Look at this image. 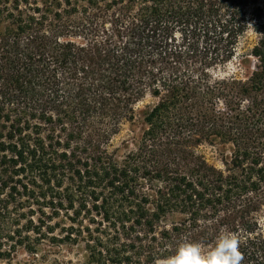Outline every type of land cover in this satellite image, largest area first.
Here are the masks:
<instances>
[{
    "label": "trees",
    "instance_id": "obj_1",
    "mask_svg": "<svg viewBox=\"0 0 264 264\" xmlns=\"http://www.w3.org/2000/svg\"><path fill=\"white\" fill-rule=\"evenodd\" d=\"M249 29L255 68L222 73ZM146 95L118 159L112 136ZM214 143L223 168L197 152ZM263 204L256 0H0V260L50 243L82 245V264H161L227 233L240 264H264Z\"/></svg>",
    "mask_w": 264,
    "mask_h": 264
},
{
    "label": "rangeland",
    "instance_id": "obj_2",
    "mask_svg": "<svg viewBox=\"0 0 264 264\" xmlns=\"http://www.w3.org/2000/svg\"><path fill=\"white\" fill-rule=\"evenodd\" d=\"M260 7V19L264 23V0H256ZM251 10V6L249 7ZM257 41V34L249 29L237 42L236 56L231 59L222 69V73L235 74L241 78L248 76L255 68L256 59L250 55L252 46ZM156 99L146 95L135 104V115L130 121L120 125L119 131L112 136L109 149L116 158L121 159L124 154L135 149L140 137L144 123L142 120L143 111L148 109ZM197 152L201 154L208 163L217 168H223L222 157L229 154V147L218 143L202 144L198 146ZM259 221L261 232L264 235V204L255 213ZM207 250L208 248H203ZM167 261V260H166ZM166 261L161 264H166ZM82 245L74 247L52 245L44 243L37 251V254H29L23 249H17L9 259L0 260V264H82Z\"/></svg>",
    "mask_w": 264,
    "mask_h": 264
},
{
    "label": "clouds",
    "instance_id": "obj_3",
    "mask_svg": "<svg viewBox=\"0 0 264 264\" xmlns=\"http://www.w3.org/2000/svg\"><path fill=\"white\" fill-rule=\"evenodd\" d=\"M240 240L235 234H224L209 249L198 243L181 245L166 264H240Z\"/></svg>",
    "mask_w": 264,
    "mask_h": 264
}]
</instances>
